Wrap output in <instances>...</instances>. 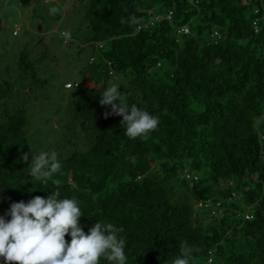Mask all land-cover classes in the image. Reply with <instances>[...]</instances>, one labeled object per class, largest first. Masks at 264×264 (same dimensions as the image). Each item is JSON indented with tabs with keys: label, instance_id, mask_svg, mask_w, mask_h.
I'll return each mask as SVG.
<instances>
[{
	"label": "trees",
	"instance_id": "1",
	"mask_svg": "<svg viewBox=\"0 0 264 264\" xmlns=\"http://www.w3.org/2000/svg\"><path fill=\"white\" fill-rule=\"evenodd\" d=\"M80 2L98 61L75 87V149L58 152L51 178L28 174L30 115L14 103L24 91L0 71V216L59 192L78 200L85 233L97 221L121 229L127 264H172L185 244L191 264H264V0ZM26 42L16 71L38 93L49 53ZM113 78L129 105L159 117L148 139L106 115L100 95Z\"/></svg>",
	"mask_w": 264,
	"mask_h": 264
},
{
	"label": "clouds",
	"instance_id": "2",
	"mask_svg": "<svg viewBox=\"0 0 264 264\" xmlns=\"http://www.w3.org/2000/svg\"><path fill=\"white\" fill-rule=\"evenodd\" d=\"M59 12L54 6L49 9L50 15ZM128 22L136 25L138 20L131 16ZM61 35L65 40L71 39L68 31ZM72 86L70 82L66 84L68 88ZM100 104L110 107L106 115L122 117L124 135L132 140L148 139L160 122L158 116L136 104L129 105L115 84L100 95ZM23 159L27 161L28 154ZM28 169L31 177L44 180L60 173L62 163L57 153L43 151L32 155ZM82 216L85 215L78 200L60 198L59 192L52 191L47 198L36 196L27 202L11 203L6 214L0 216V259L3 264H100L101 259L106 264H127L126 243L119 235L121 229L97 221L85 233L80 223ZM66 235L70 236V242L66 241ZM193 253V248L185 244L172 264H191Z\"/></svg>",
	"mask_w": 264,
	"mask_h": 264
},
{
	"label": "rangeland",
	"instance_id": "3",
	"mask_svg": "<svg viewBox=\"0 0 264 264\" xmlns=\"http://www.w3.org/2000/svg\"><path fill=\"white\" fill-rule=\"evenodd\" d=\"M80 3V0H0V71L9 73L16 86L24 91L14 103L19 108L25 107L30 115L33 156L43 151L58 154L75 149L80 127L74 123L69 108L78 91L75 87L83 80V69L98 61L85 40L89 29L80 17ZM53 6L60 9L56 15L49 14ZM14 30L21 34L19 44ZM64 31L70 32L71 39L62 37ZM78 32L83 34L82 38L73 39ZM26 40L33 52L49 53L41 65L37 64L39 75L48 79L40 93L33 91L29 82H21L16 71L14 60L18 59ZM114 81L120 83L119 78H113L109 87ZM69 82L75 86L66 87Z\"/></svg>",
	"mask_w": 264,
	"mask_h": 264
},
{
	"label": "built area",
	"instance_id": "4",
	"mask_svg": "<svg viewBox=\"0 0 264 264\" xmlns=\"http://www.w3.org/2000/svg\"><path fill=\"white\" fill-rule=\"evenodd\" d=\"M189 32H190V29H189L188 26H185V27L181 28L180 31H179V33H184V34H188ZM17 33L18 32H16V30H15L14 34H17ZM110 74H113V71L112 70L110 71ZM200 205H202V204H200ZM246 218L252 219L253 218V215L252 214H246Z\"/></svg>",
	"mask_w": 264,
	"mask_h": 264
}]
</instances>
